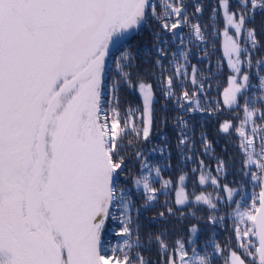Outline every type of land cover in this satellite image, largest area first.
<instances>
[{
	"label": "snow or ice",
	"instance_id": "1",
	"mask_svg": "<svg viewBox=\"0 0 264 264\" xmlns=\"http://www.w3.org/2000/svg\"><path fill=\"white\" fill-rule=\"evenodd\" d=\"M161 3L162 10L152 0H0V264H152L150 256L134 247L142 242L147 246L152 240L165 250L163 264H214L209 255L190 258L187 237L173 241L169 254V244L163 238L167 228L141 236L140 221L131 215L139 206L128 191L129 180L142 187L147 205L156 201L160 192L150 175L154 171L161 177L162 169L149 168L146 154L137 151L133 155L139 168L148 169L149 174L131 177V157L125 150L132 142L125 137L133 134L140 142H149L156 124L157 87L163 98L170 99L180 87L175 79L188 77L185 66L178 63L172 75L161 71L157 85L140 75L133 81V71L124 70L132 69L136 59L132 41L148 30L152 47L159 53L153 63L163 69L165 32L175 37L177 29L188 25L190 36L206 39L204 26L191 23L185 14L183 0ZM218 5L225 24L223 56L230 70L221 106L200 108L197 97L205 83L198 85L197 92L181 91L177 102L185 113L242 109L238 125L234 123L237 116L218 120L217 133L239 137L237 147L243 150L244 166L254 165L259 170L243 174L250 175L259 192L242 208L233 199V189L218 176L201 173L198 185L210 181L216 186L213 191L219 188L235 203L233 232L240 254L231 250L225 264H264V129L255 120L259 115L264 121V103L257 109L245 94L251 86L250 73L245 70L253 64L251 51L264 48V40L258 39L247 21L257 10L264 12V0H237V10L232 9L230 0H218ZM216 11L213 9L214 15ZM195 12H202V7L197 5ZM242 36L250 48L242 46ZM113 48L119 56L113 57ZM183 55L187 61V54ZM113 58L121 78L119 84L111 83L106 107L104 90ZM191 83L197 85L195 66ZM125 84L138 91L141 104L129 106L122 116L117 93ZM259 87L264 90V75L259 76ZM166 120L164 117L160 124L166 125ZM179 121L183 127L176 146L187 150V123L182 117ZM249 123L251 136L246 130ZM258 131L259 153L254 143ZM201 135L204 147L211 148L207 133ZM228 167V161L217 158L214 170L226 173ZM185 180L184 174H178L176 179L162 181L163 188L172 186L174 197L165 211L157 213L159 218L188 215L194 200L207 206L204 211L209 222L225 219L212 214L219 197L188 193ZM200 210L191 213L197 220L187 229L192 234L198 232L196 213ZM110 232L114 238H123L122 242L111 244ZM220 250L217 244L215 251ZM191 251L195 253L196 248Z\"/></svg>",
	"mask_w": 264,
	"mask_h": 264
},
{
	"label": "trees",
	"instance_id": "2",
	"mask_svg": "<svg viewBox=\"0 0 264 264\" xmlns=\"http://www.w3.org/2000/svg\"><path fill=\"white\" fill-rule=\"evenodd\" d=\"M183 2L186 5L185 14L189 16L191 23L199 22L204 26L206 39L198 41L194 34L190 36V27L188 25L177 29L175 37L171 33L165 32L164 39L167 40V43L162 46L165 47L167 56L161 57L163 59V69H161L159 65H154L153 63L159 53L152 47L151 36L148 30H145L132 41L133 47L131 50L136 58L132 69H127L126 67L124 69L133 71V81L136 80L137 75H140L154 85H157L161 80V71H163L165 76L172 75L178 63L184 65L188 72L187 78L177 77L175 79L174 83L180 85V87L175 89L176 96L170 99L163 98L157 87L156 102L154 104L156 124L152 129L150 141L146 143L140 142L133 134L125 137V141L130 140L132 142L125 150V154L131 157L128 165L131 177L138 178V175L149 174L148 169L139 168V161L133 155L137 151H142L146 154V162L149 164V168L159 166L162 169L161 177H156L154 171L150 175V181L155 187L160 189V192L157 195V200L147 205L142 200V187H136L129 180L131 187L128 191L134 196L139 206V211L133 209L131 215L140 221L137 227L140 228L141 236H145L146 233L159 234L161 228H167L163 238L169 244L167 250L169 254L173 251L171 248L173 241L187 237L186 248L189 251L190 258L197 254L209 255L214 264H225L226 254L230 253L231 250H237L238 254H240V249L236 247L237 241L233 232L235 203L227 200L226 192L221 193L219 188L213 191L216 186H212L210 181L206 185H198L199 175L204 173L210 176H218L225 185L231 188H238L239 191L234 201L239 202L243 208L251 204L252 196L260 190L258 184L251 180L250 175H244L243 173L258 172L259 170L254 165L244 166L245 157L243 150L237 147L239 143L237 135L217 133L218 120L223 121L237 116L238 119L234 123L238 125L243 119L242 109H237L233 112L224 107L222 112L216 113L206 111L185 113L184 109L178 106L177 96H179L181 91L187 90L191 94L198 91L200 83H205V89L197 97L200 100V108L212 109L213 107H220L223 89L228 86L227 81L230 74V70L226 67L227 60L223 56L222 42L225 24L222 10L219 9L218 0H183ZM152 3L157 4L159 10L163 9L161 0H152ZM197 5L202 7V12H195ZM230 5L233 10H237V0H230ZM213 9L217 10L215 15L213 14ZM209 24L211 28L207 27ZM247 26L254 27L258 39L264 40V12L257 10L254 16L248 19ZM181 39L183 43H181ZM241 43L242 46L250 48L243 36ZM112 53L113 57L120 54L115 48L112 49ZM183 54H187V61L184 60ZM251 59L253 60L251 67L245 66V70L249 71L251 76V86L246 90L245 94L249 97L250 105L260 109L262 103H264V90L259 87V76L264 75V63H262L264 61V48L258 51L252 50ZM192 66L197 68V85L191 83ZM108 72L109 76L106 77L108 82L104 90L106 107L108 106L111 83L114 80L119 84L121 78V70L115 67L114 58L109 60ZM146 73H151V75L145 76ZM117 95L122 116L124 110L129 106L135 108L141 104V97L138 91L128 87L127 84L119 87ZM179 103H185V101L180 100ZM164 117L167 118L166 125H161L160 121ZM181 117L187 123L186 131L190 140L187 150H185L183 145L176 146V137L180 134V129L183 127L179 121ZM255 120L256 124L264 129V121H261L259 115L255 117ZM251 128L252 124L249 123L246 130L250 136L252 135ZM204 132L207 133V138L211 142V148L209 149H206L202 143L201 134ZM259 136L260 131L254 137L257 153H259L260 145ZM167 145H171V148ZM217 158H223L228 161L229 167L226 173L214 170L217 165ZM201 161L203 164L200 163ZM178 174L186 176L185 185L188 193L201 194V192H205L219 197L218 208L212 214L225 217V219L218 220L216 223L209 222L204 211L207 206L197 205L194 200L191 201L194 207L188 208V215L180 216L177 214L172 217L166 214L164 218H159L157 213L165 211V208L172 203V198L174 197L172 186L163 188L162 181L170 178L176 179ZM178 186L179 184L177 183ZM196 208L201 209L196 213L199 218L198 232L192 234L187 229L192 224L197 223V220L191 216V213L196 211ZM115 228L116 225L114 224L113 230ZM108 239L111 244L115 245L122 242L123 238H114L112 232H110ZM131 239H135V236ZM217 244L221 246L219 252L215 251ZM134 247L139 248L145 257L150 256L152 264H163L165 250L158 249L154 240L148 241L147 246L142 242ZM192 248H196L195 253L191 251ZM158 251L159 256L157 255ZM251 259V257H246V260Z\"/></svg>",
	"mask_w": 264,
	"mask_h": 264
},
{
	"label": "rangeland",
	"instance_id": "3",
	"mask_svg": "<svg viewBox=\"0 0 264 264\" xmlns=\"http://www.w3.org/2000/svg\"><path fill=\"white\" fill-rule=\"evenodd\" d=\"M230 34H231V30H230ZM242 38V37H241ZM240 38V39H241ZM223 41H224V36H223ZM222 48H223V42H222ZM226 59V58H225ZM227 60V59H226ZM233 189V192H234V197H233V199L235 198V196H236V194H237V192L239 191V189L238 188H232ZM227 194V193H226ZM213 196L215 197L216 195L215 194H213Z\"/></svg>",
	"mask_w": 264,
	"mask_h": 264
}]
</instances>
